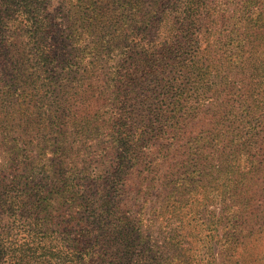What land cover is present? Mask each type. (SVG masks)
Returning a JSON list of instances; mask_svg holds the SVG:
<instances>
[{
    "label": "trees",
    "instance_id": "obj_1",
    "mask_svg": "<svg viewBox=\"0 0 264 264\" xmlns=\"http://www.w3.org/2000/svg\"><path fill=\"white\" fill-rule=\"evenodd\" d=\"M61 1H71L76 7L73 15L65 17L64 27L68 29L71 49L77 50L87 37V18L78 8L91 9L96 0ZM138 2L136 10L146 11L162 31L153 32L159 41L157 52L151 55L152 63L159 62V77L126 78L128 87L141 85L146 88L141 89L142 93L148 95L153 90L155 94L144 96L149 101L141 112L144 123L133 127L125 121L129 114L126 110L118 115L98 114L83 113L75 107L91 83L99 87L92 96L101 95L105 80L100 84L93 79L96 65L59 60L53 54L50 44L56 28L49 0H0V264H194V258L201 261L197 254L189 253L191 247L179 244L171 235L163 237L161 246L151 251L143 248V234L135 228H111L116 217L113 210L119 208L127 178L116 175L114 179H89L92 175L86 171L78 173L68 167V139L70 133L84 135L105 124L112 138L111 156L117 161L114 169L122 167L124 172L126 166L117 149L129 147L124 155H131L135 151H131L132 147L130 150V145L138 147L144 143L143 148L148 151L149 139L145 143L143 136H152L155 123L165 124L157 110L171 106L179 115H189L194 107L190 100L201 99L202 93L195 92L200 82L194 61L200 45H213L216 51L223 49L226 59L217 64L219 84L203 91V103L213 96L222 98L220 87L229 83L223 81L226 62L232 72V67L244 66L246 60L256 62L259 54L264 58V0H148L147 5L143 0ZM214 18L220 22L217 29L211 28ZM251 69L259 68L247 67V73ZM24 84L34 93L26 92ZM36 95L38 100H34ZM35 130L44 132L45 144L37 156L27 155L31 149L24 141L35 135ZM118 183L120 188L116 189ZM53 195H61L62 199L61 207L55 210L51 208Z\"/></svg>",
    "mask_w": 264,
    "mask_h": 264
},
{
    "label": "rangeland",
    "instance_id": "obj_2",
    "mask_svg": "<svg viewBox=\"0 0 264 264\" xmlns=\"http://www.w3.org/2000/svg\"><path fill=\"white\" fill-rule=\"evenodd\" d=\"M143 2L147 5L148 0ZM49 3L56 28L50 44L53 54L59 60L92 63L97 66L93 79L100 84L105 80L101 95L92 96L99 87L91 83L75 107L98 114L118 115L126 110V123L133 127L143 124L141 112L149 102L144 96L155 95L154 91L146 95L141 85L128 87L126 78L159 77V62H151L159 41L153 32L162 31L159 25L142 8L136 10L138 0H96L91 9L78 8L87 18V37L74 50L64 25L65 17L73 15L76 7L71 1ZM218 26L220 22L214 18L211 28ZM223 51L209 44L196 49L200 84L195 92L202 93L201 99L190 100L194 107L189 115H179L171 106L157 110L165 124L155 123L152 136H143L145 143L149 139L148 151L144 143L130 145L135 151L131 155H124L129 147L117 149L126 166L124 172L122 167L114 169L112 138L103 123L84 135L70 133L68 167L78 173L86 171L92 175L89 179L127 178L126 192L118 210H113L116 217L110 227L135 228L143 234L144 249L155 251L163 237L171 235L201 259L194 258V264H264V58L259 54L256 62L246 60L244 66L232 67V72L226 62L223 81L229 83L220 87L222 98L213 96L203 103V91L219 84L216 72L217 64L226 61ZM250 66L259 69L247 73ZM24 89L34 93L25 84ZM34 134L24 142L31 149L27 155L37 156L45 144L44 132L35 130ZM61 204V195H53L51 208Z\"/></svg>",
    "mask_w": 264,
    "mask_h": 264
}]
</instances>
